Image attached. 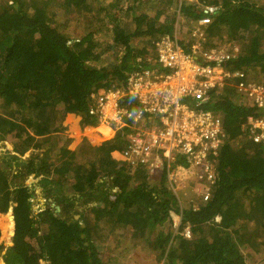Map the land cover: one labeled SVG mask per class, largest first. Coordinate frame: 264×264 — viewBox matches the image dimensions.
Instances as JSON below:
<instances>
[{"label":"trees","instance_id":"1","mask_svg":"<svg viewBox=\"0 0 264 264\" xmlns=\"http://www.w3.org/2000/svg\"><path fill=\"white\" fill-rule=\"evenodd\" d=\"M126 1L0 0V133L13 140L19 155L12 169L0 167V214L14 205L13 236L5 250L0 244L1 262L103 264L98 255L102 249L111 255L126 251L131 259L136 249L144 248L157 252L164 264H264V147L253 144L244 130L249 116L262 117L264 111L243 103L232 86L203 105L222 118L227 142L219 153L209 199L203 201L193 193L191 199L182 198L186 208L180 209V197L168 189L165 174L148 184L146 170L130 175V168L112 157L126 144L125 129L99 146L82 139L74 151L65 144L69 140L51 138L64 131L58 120L64 112L78 116L81 129L96 127L97 118L89 114L90 95L120 87L130 73L150 67L154 42L173 34L175 19L160 22L161 11L152 18L134 16L131 30L119 26ZM134 1L138 3L130 6L132 10L155 3ZM254 1L180 0L177 7L190 22L198 21L205 7H216L201 49L220 50L245 34L242 54L227 65L264 82V3L258 7L259 0ZM56 15L71 17L80 29L86 25L87 32L71 36L54 20ZM102 29L111 32L114 52H122L110 68L88 64L101 54L103 43L96 35ZM221 34L227 39L216 43L214 38ZM96 131L109 133L101 126ZM9 147L0 151L5 162L13 159ZM29 150L38 153L21 159ZM27 176L39 177L38 184L50 179L58 195L62 186H70L73 195L55 197L59 213L48 205L33 215V189L26 186ZM107 179L118 193L111 194ZM40 187L45 191L44 184ZM80 202L91 203L81 221L73 219L79 215ZM180 210L177 234L169 228L158 230L170 222L171 212ZM186 226L190 239L179 235ZM8 227L3 223V232ZM250 252L259 262L252 261Z\"/></svg>","mask_w":264,"mask_h":264},{"label":"built area","instance_id":"2","mask_svg":"<svg viewBox=\"0 0 264 264\" xmlns=\"http://www.w3.org/2000/svg\"><path fill=\"white\" fill-rule=\"evenodd\" d=\"M216 11L205 7L204 15L190 26L186 42L175 34L162 35L154 42L150 67L130 73L120 87L90 95L89 114L114 135L133 129L125 134L121 151L112 153L118 156L114 159L128 166L130 175L143 169L148 177L160 180L165 174L168 189L178 198L177 188L185 189L189 182L192 192L207 201L216 181L219 153L227 138L220 115L203 108L213 94L232 86L243 103L264 111V82L227 65L237 53L232 41L220 50L201 49ZM244 130L253 144L264 147V116H249ZM180 212L170 215L174 234ZM179 235L190 239L189 227Z\"/></svg>","mask_w":264,"mask_h":264},{"label":"rangeland","instance_id":"3","mask_svg":"<svg viewBox=\"0 0 264 264\" xmlns=\"http://www.w3.org/2000/svg\"><path fill=\"white\" fill-rule=\"evenodd\" d=\"M180 0H155V3L151 6V7H147V8H135L134 10L130 9V6H134L136 3V1L134 0H127L124 4L123 7L125 8V10H123V12L119 15L118 17V25L119 26H124L125 30H131L134 26L133 24V17L137 16V17H141V16H148L150 18L155 17V15H157V11L160 12L161 11V15H160V22L162 21H166L168 22V20H171L172 18L175 19V23H174V32L173 34H175L178 38H183L185 40V42L188 39L187 36V32L190 29V26H193V22H190L189 20H186L185 18H183L182 15L179 14V9L177 7V3ZM250 2H255L254 0H249ZM259 3H257L258 7L263 6L264 0H259ZM264 7V6H263ZM119 14V13H118ZM141 14H145V15H141ZM54 20L58 23V24H62L63 26L66 27V32H68L71 36L73 37H80V35H83L87 32V29L85 28L86 25H84L81 29L78 28L76 23H72L74 21H72L71 17H66L65 19L59 18V16H54ZM85 23V22H84ZM101 32L98 33L96 35V37L98 38L97 40H99L100 42L103 43L102 48L100 50V56L97 58L98 60H91L88 62V64L90 66L96 67V68H110L113 66V64L122 56V52H114V49L111 47L112 46V41H111V32L105 29L100 30ZM222 37L219 38H214L216 43H220L222 41H224L225 39H227L225 34H221ZM244 39H245V34H244ZM244 39H239V40H233L232 42L234 43V45H236L235 47L237 48V53H241L242 54V47H245V45L247 43H244ZM154 41V40H153ZM138 43L137 40H135V44ZM225 44H223L222 46H225ZM221 46V47H222ZM228 46V45H227ZM225 46V47H227ZM111 47V48H109ZM262 51L264 53V45L261 47ZM154 50V49H153ZM236 53V54H237ZM155 54V53H154ZM147 58V57H146ZM58 120L59 123L64 127V131L60 132V133H56L54 134V136H52V139H67L69 140V142H65V144L67 143V147L69 150L74 151L76 150V142H79L82 139H86L89 140V143L91 144V146H99V144H101L103 141H106L108 138V140L112 139L115 135L113 133V131L111 130V128L109 129V127H107L105 124H102L101 122H99V120L97 121V126H105L107 128V130L109 131L108 135H104V133L102 132H98L96 131V129L94 130H90L88 127H85L83 129L80 128L79 126V122L78 120H80V118L78 116H75L74 114L71 113H62L58 116ZM96 126V127H97ZM98 127V128H99ZM121 131V130H120ZM124 133H128L133 131L132 127L130 126L129 128H125ZM119 132V131H118ZM117 133V132H116ZM84 135V136H83ZM13 140L11 138H6L3 137L0 133V151L5 149L6 147L8 148V155H13V159L11 161L7 160L5 162V158H0V167L4 168V169H12L13 163L12 161H15V159H17L19 157L18 154H16L14 152V147H13ZM40 154L41 152L43 153L42 150L38 149L37 150ZM37 151H33V150H29L27 153L24 154L25 157L21 158L23 160L34 156L35 154H37ZM19 159V158H18ZM159 178H150L147 177V179H144L145 182H147L148 184L150 182H154L157 181ZM26 184L28 186H30V188L33 189V197L31 199V205H32V209L31 211L33 212V215H37L40 211V209H43V207H48V205H50L51 207L56 206V200L55 197L56 196H60L62 195L67 196V195H73V192L69 191L68 189L70 188V186H62L60 191H62L63 193H59V195L57 194V189L56 186H52L54 185L53 183H51L50 179H47L46 181H41L43 183L38 184V181H40L39 177L34 178V176H30L26 178L25 180ZM24 182V181H23ZM44 184L45 185V191L41 190L40 185ZM188 187H186L185 189H181L182 186L177 188V192H178V196L180 197V209L182 208H186V202L183 203V199L182 198H192V190H187L188 188H191L192 186H190V183L187 182L186 183ZM106 186L110 187V191L112 192L111 194L114 195V193H118L119 190L116 187H112L111 185V181L107 179L106 182ZM172 192V191H171ZM183 195V196H182ZM80 205L76 207V211L79 212L80 215V211L81 212H86L88 208L91 207V203L90 202H80ZM55 208V207H54ZM56 211V209H55ZM60 211V210H59ZM56 213H59L56 211ZM83 213V214H84ZM175 213V212H173ZM78 215V214H76ZM75 215V216H76ZM171 215V213H170ZM4 216L6 217L5 221ZM3 218V219H2ZM171 218V217H170ZM73 219H75V217L73 216ZM12 215L11 213L7 212L4 215L0 214V244L3 245V249L5 250L6 248H8L11 244V240H12V234H13V223H12ZM3 223H8L9 227L8 230L5 232H3ZM173 221L170 219V222L166 223V225L162 226L161 228H159L158 230H164L167 231V228H169L172 233L173 232V226H172ZM157 227L152 229V232L150 233V236H154ZM156 230V231H155ZM153 239V237H151ZM109 239L110 237L107 238L106 240V244L109 243ZM127 246V242L124 244V246ZM125 246V247H126ZM95 247L97 248V246L92 245V249L95 250ZM3 250V252H4ZM99 258L102 260L103 264H164V260L160 259L158 256L157 252L154 251H146L144 248H138L135 250L133 257L130 259V257L128 256V253L125 252H119V253H115L114 255H111L109 252L107 253L106 249H102L98 252ZM108 255L110 256V258L108 259ZM250 256L252 261L254 262H259V259L256 257V254L254 252H250ZM133 261H130L132 260ZM1 261V259H0ZM37 264H48V262L44 261V260H39L37 261Z\"/></svg>","mask_w":264,"mask_h":264},{"label":"water","instance_id":"4","mask_svg":"<svg viewBox=\"0 0 264 264\" xmlns=\"http://www.w3.org/2000/svg\"><path fill=\"white\" fill-rule=\"evenodd\" d=\"M52 186H55V185H52ZM55 207V209H56V211L57 212H59V210H60V207L59 206H54ZM14 205H12L11 203H10V205H9V208H8V212L9 213H11V215H13V211H14ZM83 213L84 212H81L80 211V215H83ZM80 215H76V216H74L75 217V219H78V220H82V218H81V216ZM13 222V221H12ZM92 246V245H91Z\"/></svg>","mask_w":264,"mask_h":264},{"label":"crops","instance_id":"5","mask_svg":"<svg viewBox=\"0 0 264 264\" xmlns=\"http://www.w3.org/2000/svg\"><path fill=\"white\" fill-rule=\"evenodd\" d=\"M174 23H175V22H174ZM173 32H174V29H173ZM79 121H80V120H78V122H79ZM98 127H99V125H98L97 127H88V128H89L90 130H94V129H97ZM53 136H54V135H53ZM83 136H84V135H83ZM108 139H109V138H108ZM108 139H107V140H108ZM107 140H106V141H107ZM81 141H82V140H80L79 142H76V147H78V146L80 145ZM88 142H89V140H88ZM103 142H104V141H103ZM117 157H118L117 155L114 156V158H117ZM119 157H120V156H119ZM0 264H3V263L0 261Z\"/></svg>","mask_w":264,"mask_h":264},{"label":"flooded vegetation","instance_id":"6","mask_svg":"<svg viewBox=\"0 0 264 264\" xmlns=\"http://www.w3.org/2000/svg\"><path fill=\"white\" fill-rule=\"evenodd\" d=\"M26 186H27L28 189H31L30 186H28L27 184H26Z\"/></svg>","mask_w":264,"mask_h":264},{"label":"bare ground","instance_id":"7","mask_svg":"<svg viewBox=\"0 0 264 264\" xmlns=\"http://www.w3.org/2000/svg\"><path fill=\"white\" fill-rule=\"evenodd\" d=\"M101 127H103V128H106L105 126H101ZM107 129V128H106ZM110 129V128H109Z\"/></svg>","mask_w":264,"mask_h":264},{"label":"clouds","instance_id":"8","mask_svg":"<svg viewBox=\"0 0 264 264\" xmlns=\"http://www.w3.org/2000/svg\"><path fill=\"white\" fill-rule=\"evenodd\" d=\"M168 35H170V34H168ZM171 35H173V34H171ZM113 153V152H112ZM113 157V156H112ZM114 158V157H113Z\"/></svg>","mask_w":264,"mask_h":264}]
</instances>
